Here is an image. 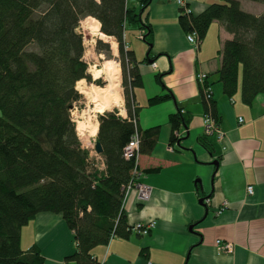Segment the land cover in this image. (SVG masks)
<instances>
[{"label": "trees", "instance_id": "trees-1", "mask_svg": "<svg viewBox=\"0 0 264 264\" xmlns=\"http://www.w3.org/2000/svg\"><path fill=\"white\" fill-rule=\"evenodd\" d=\"M131 1L0 0V264H44L37 247H20L21 228L41 213L60 215L73 233L76 251L66 257L67 264H99L92 255L95 247L131 234L122 207L125 187L138 156L153 151L160 132L159 126H138L132 91L142 83L134 54L125 47L126 32L140 31L151 51L152 26L143 13L152 0ZM221 1L198 15L180 10L178 23L184 32H195L200 42L213 21L232 34L220 50L218 82L229 99L240 83L241 101L249 106L264 94V13L242 10L239 0ZM247 1L264 5V0ZM85 18L99 22L102 39L117 42L127 112L125 119L117 109L98 115L101 166L82 148L70 117L82 99L76 83L91 82L78 32ZM96 48L109 52L101 40ZM210 108L215 118L213 100ZM169 122L173 146L187 120L178 110ZM134 135L138 151L126 159L123 151Z\"/></svg>", "mask_w": 264, "mask_h": 264}, {"label": "crops", "instance_id": "crops-1", "mask_svg": "<svg viewBox=\"0 0 264 264\" xmlns=\"http://www.w3.org/2000/svg\"><path fill=\"white\" fill-rule=\"evenodd\" d=\"M185 1L193 15L222 2ZM179 11L176 0H152L143 13L152 26V47L143 58L145 50L138 55L125 40L142 83L132 91L139 108L138 126L142 130L159 126L160 132L153 151L137 159L138 182L150 187L149 201L139 202L131 190L122 207L130 228L149 221L156 222L155 228L146 236L131 230L126 239L112 237L92 255L101 264H264V94L245 105L239 83L236 95L227 98L217 73L220 50L232 34L213 21L195 48L178 23ZM198 72L208 76L223 143L215 136L201 139L206 107L195 79ZM168 94L166 100L149 102ZM178 110L187 124L170 146L169 116ZM118 114L127 118L122 103ZM248 186L253 188L251 195ZM216 240L233 243L234 252L219 254ZM32 246L44 264H67L66 257L76 251L73 233L60 215L52 213L38 214L21 228V249Z\"/></svg>", "mask_w": 264, "mask_h": 264}, {"label": "rangeland", "instance_id": "rangeland-1", "mask_svg": "<svg viewBox=\"0 0 264 264\" xmlns=\"http://www.w3.org/2000/svg\"><path fill=\"white\" fill-rule=\"evenodd\" d=\"M131 2L135 3L136 1L133 0ZM241 3H243L241 8L244 11H247L254 15H261L264 13V5L261 3H255L247 0H241ZM90 19L95 21V24L98 23V25L100 26L98 21H96L93 18ZM90 19L85 18L80 22V25L78 27V32L82 35L84 49H85L83 60L88 65V74L90 75V79H91V82H87L83 80L84 84L86 85L87 89L88 88L104 89L106 86L108 87L112 83H114L116 88L117 100H119L120 103L125 104L123 98L122 71H121V64L119 61L120 57H119L117 42L112 37L105 38L104 40L100 37V35H98L99 31L94 32L86 29L85 24L88 23V21L86 20H90ZM137 35H138L137 33L133 34L132 32L127 31L125 35V40L128 47H130L131 50L135 49L138 55L141 54L142 50H145L144 55H141L143 58V56L147 54L148 45L145 44ZM98 40H101L103 43H105L108 46L109 52H98L96 48ZM96 74H98L99 77L94 79ZM117 80H119V83ZM77 91L82 95V99L79 103L73 105V108L70 111V117L75 124V130L76 133H78L77 136L81 142L82 148L86 149L89 152L92 161L95 162L97 166H101L99 156H97L94 150V142L96 141L95 130H97L96 127L98 126V115L100 114L96 112H92L95 104L89 102L88 99L85 97V95H83L79 90ZM118 106L119 105H114L110 109L104 110V112L113 111L114 109H117L118 111ZM88 123H93V124L95 123V128L90 129L88 131L84 130L88 126ZM83 135L89 137L90 144L85 145L83 143L81 139Z\"/></svg>", "mask_w": 264, "mask_h": 264}, {"label": "built area", "instance_id": "built-area-1", "mask_svg": "<svg viewBox=\"0 0 264 264\" xmlns=\"http://www.w3.org/2000/svg\"><path fill=\"white\" fill-rule=\"evenodd\" d=\"M176 3L180 7V10H182L184 13L188 15L191 13V10L189 9L185 0H176ZM139 38L142 39V34H139ZM186 40L191 45H193L195 48L199 47L200 40L198 38V35L195 32L186 34ZM152 66L154 67L155 64L152 63ZM207 78H208L207 74L203 72H198L195 75V79L200 88L202 98L206 102V105L208 107L202 119L203 120L202 121L203 136L204 137L215 136L217 142L223 143L225 134L219 128L217 121L214 119L211 113L210 106H211V101H212V90L207 82ZM239 122H242V119H239ZM176 136L179 138L180 135L178 132L176 133ZM138 144H139L138 136L134 135L132 139L129 141V143L124 148L123 155L126 159L130 158L134 153H137ZM224 149L225 148H223V150ZM139 175L140 173L138 172V169L135 168V170H133L132 172L131 181L125 187V196L129 193V191L134 190L136 192V199L139 202L143 203V202L149 201L151 197V189L145 184L138 182ZM252 190L253 188L251 186H248L246 188L247 194L251 195ZM205 201L206 203L209 202L208 199H206ZM225 204L226 203L224 202V206L218 209L219 213L225 208ZM155 225H156L155 221H149L146 223H137L133 225L130 229L136 232L138 235L146 236L155 228ZM216 250L219 254H232L234 252V245L233 243L228 242V241L216 240Z\"/></svg>", "mask_w": 264, "mask_h": 264}, {"label": "bare ground", "instance_id": "bare-ground-1", "mask_svg": "<svg viewBox=\"0 0 264 264\" xmlns=\"http://www.w3.org/2000/svg\"><path fill=\"white\" fill-rule=\"evenodd\" d=\"M179 7V6H178ZM189 7V6H188ZM180 9V7H179ZM190 9V7H189ZM192 13V11H191ZM90 19V18H88ZM88 21L87 24H85V28L88 29L89 31H99L100 26L95 24V21L93 20H86ZM98 74L95 75L94 79L98 78ZM76 89L79 90L85 97L88 99L89 102H92L95 104L94 109L92 112L96 113H103L104 110L110 109L114 105H119L121 104L119 100H117L116 96V88L114 83H112L110 86H106L104 89L102 88H86V85L84 84V81L81 80L77 83ZM92 122V121H90ZM87 124V123H86ZM86 126V125H85ZM95 128V123H88V126L84 129L86 131ZM82 141L85 145L90 144L89 137L88 136H82Z\"/></svg>", "mask_w": 264, "mask_h": 264}, {"label": "water", "instance_id": "water-1", "mask_svg": "<svg viewBox=\"0 0 264 264\" xmlns=\"http://www.w3.org/2000/svg\"><path fill=\"white\" fill-rule=\"evenodd\" d=\"M73 108V107H72ZM71 108V109H72ZM94 148H95V152L97 155L101 154L102 153V147L101 145L98 143V142H94Z\"/></svg>", "mask_w": 264, "mask_h": 264}]
</instances>
